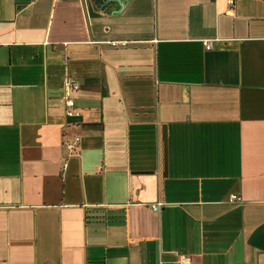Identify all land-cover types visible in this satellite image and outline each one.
<instances>
[{"label":"crops","instance_id":"0c3cea01","mask_svg":"<svg viewBox=\"0 0 264 264\" xmlns=\"http://www.w3.org/2000/svg\"><path fill=\"white\" fill-rule=\"evenodd\" d=\"M228 9L0 0V264H264V0Z\"/></svg>","mask_w":264,"mask_h":264},{"label":"built area","instance_id":"2783aa9c","mask_svg":"<svg viewBox=\"0 0 264 264\" xmlns=\"http://www.w3.org/2000/svg\"><path fill=\"white\" fill-rule=\"evenodd\" d=\"M227 3L229 6L228 11L232 12L234 9L236 0H227ZM125 45H126V43H124V42L123 43H115V42L112 43L113 47H121V46L123 47ZM210 48H211L210 45L206 46V49L210 50ZM79 88H80V86L78 83L71 81L70 79L66 80V91H67L66 93L67 94L65 97V105H66V114L69 117L79 115L78 112L76 111L75 103H74L73 99L71 98V93L74 91H78ZM80 142H81L80 138H75V140L72 143L67 144V148L71 152V156L73 155L72 153L75 152V150H76L77 146L80 144ZM239 200L240 199L235 195H232L230 197V202H236ZM162 207H163L162 203H157V204L152 206V209L155 212H158L162 209ZM175 264H194V260L190 255H187L185 253H180L178 255L176 261H175Z\"/></svg>","mask_w":264,"mask_h":264}]
</instances>
